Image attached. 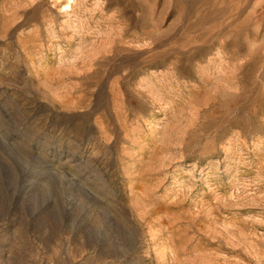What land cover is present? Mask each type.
<instances>
[{"label": "rangeland", "instance_id": "1", "mask_svg": "<svg viewBox=\"0 0 264 264\" xmlns=\"http://www.w3.org/2000/svg\"><path fill=\"white\" fill-rule=\"evenodd\" d=\"M0 264H264V0H0Z\"/></svg>", "mask_w": 264, "mask_h": 264}, {"label": "bare ground", "instance_id": "2", "mask_svg": "<svg viewBox=\"0 0 264 264\" xmlns=\"http://www.w3.org/2000/svg\"><path fill=\"white\" fill-rule=\"evenodd\" d=\"M68 5H69V2H68ZM70 7V6H69ZM169 107V106H168Z\"/></svg>", "mask_w": 264, "mask_h": 264}]
</instances>
